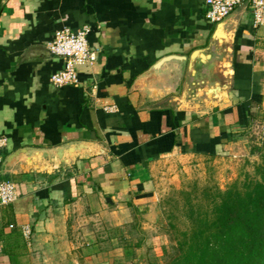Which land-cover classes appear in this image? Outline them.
<instances>
[{"label":"crops","instance_id":"0c3cea01","mask_svg":"<svg viewBox=\"0 0 264 264\" xmlns=\"http://www.w3.org/2000/svg\"><path fill=\"white\" fill-rule=\"evenodd\" d=\"M205 11V0H0L4 160L24 148L95 144L93 156L60 168L33 153L3 170L19 197L0 208V264H11L7 246L16 243L24 264H131L126 246L136 245L139 261L162 239L158 201L180 172L255 153L264 26L254 27L247 5L231 13L225 97L183 99L185 76L172 67L146 75L163 56L208 44L215 24ZM83 26L97 60L78 68V84L55 85L65 61L48 44L56 31Z\"/></svg>","mask_w":264,"mask_h":264},{"label":"trees","instance_id":"16d2710c","mask_svg":"<svg viewBox=\"0 0 264 264\" xmlns=\"http://www.w3.org/2000/svg\"><path fill=\"white\" fill-rule=\"evenodd\" d=\"M255 151L253 176H239L224 189L195 186L179 192L180 215L174 210L165 215L173 251L163 250L165 264H264V138ZM12 233L22 237L16 228ZM17 247L7 246L10 262L24 264ZM134 247L126 246L128 259H135Z\"/></svg>","mask_w":264,"mask_h":264},{"label":"water","instance_id":"95a60500","mask_svg":"<svg viewBox=\"0 0 264 264\" xmlns=\"http://www.w3.org/2000/svg\"><path fill=\"white\" fill-rule=\"evenodd\" d=\"M233 16L229 14L215 24L208 44L198 48L190 54H169L156 61L146 75L165 72L172 67L179 78L185 76L183 99L225 97L230 85L225 79V67L233 38L230 26ZM95 144L79 141L68 142L51 149L39 150L24 148L7 156L2 165L3 170L11 165L19 156L36 153L43 160L44 155L52 161V168H60L62 165L75 163L77 158H88L95 154Z\"/></svg>","mask_w":264,"mask_h":264},{"label":"built area","instance_id":"2783aa9c","mask_svg":"<svg viewBox=\"0 0 264 264\" xmlns=\"http://www.w3.org/2000/svg\"><path fill=\"white\" fill-rule=\"evenodd\" d=\"M241 5L249 7L254 27L264 26V0H205V16L208 21L216 24ZM88 33L89 28L86 26L75 30L63 28L55 32L52 41L48 44V50L54 56L63 58L65 65L61 71L52 76L53 84L58 86L78 84V68L90 66L97 60L96 52L89 45ZM106 109L112 111L113 106H107ZM7 142V138L0 135V208L14 203L19 197L15 183L1 177L3 150ZM21 231L26 240L30 239L32 233L30 226H23Z\"/></svg>","mask_w":264,"mask_h":264},{"label":"rangeland","instance_id":"374dc122","mask_svg":"<svg viewBox=\"0 0 264 264\" xmlns=\"http://www.w3.org/2000/svg\"><path fill=\"white\" fill-rule=\"evenodd\" d=\"M250 134V140L249 143L251 146H253L254 154L251 156L250 154L248 156H242L239 155L235 161L230 160H224L220 163L211 164L210 166L207 165L205 167L199 168L198 166H194L193 169L189 170V172L179 173V186L175 187L173 185L166 186L161 191V196L159 198L158 204L159 208L161 209V215L163 217V228L161 230H158L157 232L162 235V239L151 241L152 248L150 250L141 251L142 253H146V256L140 259V261H137V258L135 259H129L132 262L131 264H142L143 261H145V264H165V260L167 256H164L163 250L171 253L172 251V235L169 233L168 227H167V220H166V213L170 212L171 210L177 214L180 215L179 212H177L175 209L177 206L175 205L176 200L179 201V203H182V199L180 198L179 192L181 190H191L197 186L198 188H202L204 186H219L220 188L224 189L227 184L238 178L239 176H243L244 174H249L251 176L254 175V167L256 163L259 161V155L258 152L255 151V148L258 147L263 138H264V119L261 121L254 122L250 128L249 131ZM249 145V148H250ZM249 159L248 162H246V159ZM258 159V161H256ZM179 167V166H178ZM181 218V217H180ZM182 221H178L179 226L183 227V218H181ZM162 242H166V247L164 248V245H161ZM155 243V244H153ZM149 245V244H147ZM146 248H144L145 250Z\"/></svg>","mask_w":264,"mask_h":264}]
</instances>
